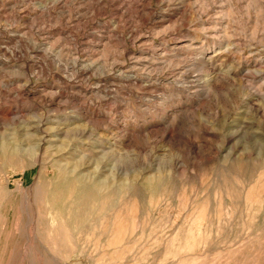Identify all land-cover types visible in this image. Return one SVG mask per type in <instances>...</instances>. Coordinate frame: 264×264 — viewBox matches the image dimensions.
I'll use <instances>...</instances> for the list:
<instances>
[{"label": "rangeland", "instance_id": "rangeland-1", "mask_svg": "<svg viewBox=\"0 0 264 264\" xmlns=\"http://www.w3.org/2000/svg\"><path fill=\"white\" fill-rule=\"evenodd\" d=\"M0 264H264V0H0Z\"/></svg>", "mask_w": 264, "mask_h": 264}, {"label": "bare ground", "instance_id": "bare-ground-1", "mask_svg": "<svg viewBox=\"0 0 264 264\" xmlns=\"http://www.w3.org/2000/svg\"><path fill=\"white\" fill-rule=\"evenodd\" d=\"M190 44H185V42L182 41V42L174 43L173 46H174V49L179 50V49H182L183 47L190 46ZM72 181L73 180L65 176H62V179L60 181L54 182L52 187L47 192L46 201L50 205L51 204L58 205V203L62 201L61 197H64L65 192H69V193H73L74 195H76V197L79 198L82 204L89 205L92 201H95L101 195L102 188L94 187V186H82L81 188H78L79 190L72 191V187L74 184ZM57 198H60L59 199L60 201H58ZM50 207H53V206H50Z\"/></svg>", "mask_w": 264, "mask_h": 264}]
</instances>
